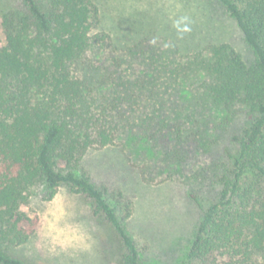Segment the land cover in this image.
I'll list each match as a JSON object with an SVG mask.
<instances>
[{
  "label": "trees",
  "instance_id": "1",
  "mask_svg": "<svg viewBox=\"0 0 264 264\" xmlns=\"http://www.w3.org/2000/svg\"><path fill=\"white\" fill-rule=\"evenodd\" d=\"M217 1L243 32L252 61L226 43L191 55L167 44L87 67L89 54L110 40L93 34L101 23L94 0H21L2 13L0 264H29L11 253L40 223L22 207L39 191L53 201L63 186L110 226L118 264H143L126 227L134 202L99 188L83 166L89 150L126 146L134 134L163 152L161 168L135 150L128 155L145 163L143 180L182 181L204 211L184 264H264V0ZM239 117L234 148L189 174L185 147L211 151L218 140L210 133L231 130ZM206 172L215 192L208 201L195 190Z\"/></svg>",
  "mask_w": 264,
  "mask_h": 264
},
{
  "label": "rangeland",
  "instance_id": "2",
  "mask_svg": "<svg viewBox=\"0 0 264 264\" xmlns=\"http://www.w3.org/2000/svg\"><path fill=\"white\" fill-rule=\"evenodd\" d=\"M94 1L100 8L101 23L93 34H108L110 40L103 51L89 54L87 67H100L113 57L131 60L132 50L143 58L153 48L167 44H175L184 55H191L226 43L246 61L254 58L237 22L217 0ZM20 6L21 0H0V44L6 42L2 13ZM185 26L191 30L184 32ZM242 119H236L227 132L210 133V138L218 142L209 152L195 145L185 147L187 172L204 171L212 163L221 161L226 149L234 148L230 138L241 126ZM166 142L174 144L169 136ZM125 144L89 150L83 166L99 188L121 191L134 202L133 216L126 227L140 247L143 264H184L204 211L190 197L192 190L182 181L173 179L161 183V178L147 183L141 174L145 163L128 159L135 150L148 158L149 164L161 168L162 151H154L143 136L136 134L126 139ZM205 175L203 185L195 190L208 201L215 192L207 179L209 173ZM22 210L30 217H38L40 223L37 234L28 244L11 249L14 256L29 264H118L110 240V226L101 224L85 198L67 186L61 187L51 202L45 201L39 191Z\"/></svg>",
  "mask_w": 264,
  "mask_h": 264
},
{
  "label": "clouds",
  "instance_id": "3",
  "mask_svg": "<svg viewBox=\"0 0 264 264\" xmlns=\"http://www.w3.org/2000/svg\"><path fill=\"white\" fill-rule=\"evenodd\" d=\"M191 29L188 26H185V28L183 29L184 32H189Z\"/></svg>",
  "mask_w": 264,
  "mask_h": 264
}]
</instances>
